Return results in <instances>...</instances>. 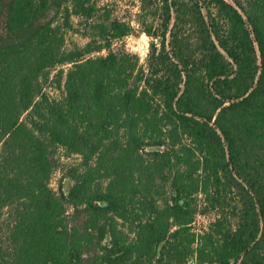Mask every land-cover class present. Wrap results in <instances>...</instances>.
Returning a JSON list of instances; mask_svg holds the SVG:
<instances>
[{
  "label": "trees",
  "instance_id": "trees-1",
  "mask_svg": "<svg viewBox=\"0 0 264 264\" xmlns=\"http://www.w3.org/2000/svg\"><path fill=\"white\" fill-rule=\"evenodd\" d=\"M139 3L145 65L94 0H0V264H264V0Z\"/></svg>",
  "mask_w": 264,
  "mask_h": 264
},
{
  "label": "rangeland",
  "instance_id": "rangeland-1",
  "mask_svg": "<svg viewBox=\"0 0 264 264\" xmlns=\"http://www.w3.org/2000/svg\"><path fill=\"white\" fill-rule=\"evenodd\" d=\"M97 3V7L101 9L100 15H104V11L111 16L112 19H118L120 21L126 22L131 25L132 33L124 38L113 40L111 49L115 52H127L137 55L140 60V64L145 65L146 58L150 52V41L151 39L144 33L143 27L140 25V3L139 0H94ZM56 14L55 10H51L47 16V19H52ZM58 23H63L62 15L58 17ZM94 21L87 23L84 19L79 16H72L71 25L72 28L65 30V49L71 50L76 47H85L90 41L91 34H99V30H92ZM107 50L93 54L106 55ZM65 70L67 67H63ZM58 70H54L51 73V77L47 83L44 84L46 92L52 99H60L63 95V85L64 82L59 83L56 80ZM58 155L61 157V165L59 169L54 173L52 179V186L54 188L58 187L59 181L62 180L61 177L66 171L69 165L78 162V157L75 155L69 156L65 151L60 150ZM67 187V188H66ZM72 187V182L70 180H64L63 190L67 194V190ZM199 210H202L205 206V201L203 197L199 198ZM218 217V211H208L205 214H199L193 224V229L195 232L203 233L204 230H208L211 223L215 221Z\"/></svg>",
  "mask_w": 264,
  "mask_h": 264
},
{
  "label": "water",
  "instance_id": "water-1",
  "mask_svg": "<svg viewBox=\"0 0 264 264\" xmlns=\"http://www.w3.org/2000/svg\"><path fill=\"white\" fill-rule=\"evenodd\" d=\"M71 189V188H70ZM70 192V191H69ZM69 192H67V194H69Z\"/></svg>",
  "mask_w": 264,
  "mask_h": 264
}]
</instances>
